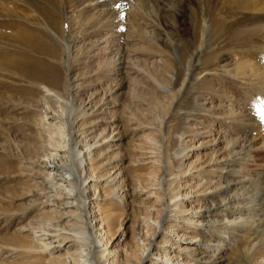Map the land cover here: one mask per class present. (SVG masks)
I'll return each instance as SVG.
<instances>
[{
  "label": "rangeland",
  "instance_id": "rangeland-1",
  "mask_svg": "<svg viewBox=\"0 0 264 264\" xmlns=\"http://www.w3.org/2000/svg\"><path fill=\"white\" fill-rule=\"evenodd\" d=\"M263 26L264 0H0V264L64 237L264 264Z\"/></svg>",
  "mask_w": 264,
  "mask_h": 264
},
{
  "label": "bare ground",
  "instance_id": "bare-ground-1",
  "mask_svg": "<svg viewBox=\"0 0 264 264\" xmlns=\"http://www.w3.org/2000/svg\"><path fill=\"white\" fill-rule=\"evenodd\" d=\"M3 3V2H2ZM256 27V26H255ZM254 27V28H255ZM208 28V27H207ZM259 28V27H258ZM262 28H264V26L262 27ZM206 29V28H205ZM256 29V28H255ZM254 29V30H255ZM251 31H252V29H250ZM257 30V29H256ZM249 31V30H248ZM251 31L249 32V33H251ZM262 30L260 29V32H261ZM254 32H257V31H254ZM241 34V33H240ZM239 34V35H240ZM247 35V31H245V33H244V35ZM242 37H244L243 36V32H242ZM251 35H252V33H251ZM237 36V35H236ZM253 36V35H252ZM237 37H239V36H237ZM241 37V36H240ZM258 44V43H257ZM69 155V154H68ZM48 170V169H47ZM168 207H170V206H168ZM165 210H166V214L165 215H168V214H171V213H173V212H176L177 213V211H171L169 208H165ZM164 214V213H163ZM193 216V215H192ZM195 216H197V215H194V218H195ZM164 219H165V217H164ZM164 219H161V216L159 217V220H157V222L155 223V228L157 227V231H161V229H162V225H163V222H164ZM188 221H189V223H198V221H197V219L196 220H194V219H191V220H189L188 219ZM187 221V222H188ZM183 222V221H182ZM199 223H201V222H199ZM187 225V224H186ZM46 233H48V232H46ZM101 234V233H100ZM99 234V235H100ZM156 235V234H155ZM83 236V235H82ZM104 237V234L102 235H100V238L99 239H101V238H103ZM155 237V236H154ZM73 238V237H72ZM72 238H68V237H64L63 238V240L61 241V244H63V247H64V245H66V244H71V246H78V250L77 251H74V253L73 254H68V255H66L65 256V258L63 259V260H61L60 261V263L61 264H102V262H103V258H104V256H102V255H100V256H96L97 257V259L95 260V257L93 256V254H95V250L96 249H98V246L95 248V249H93V248H89L86 244H83L84 242H77L76 241V238H75V240L73 239L72 240ZM152 238H153V236H152ZM79 241V240H78ZM101 241V240H100ZM103 241V240H102ZM60 244V245H61ZM76 244V245H75ZM83 244V245H82ZM101 244V243H100ZM49 246L51 245V243L50 244H48ZM48 247V246H47ZM103 247H106V246H103ZM61 248V247H60ZM71 248V247H70ZM162 248H164V247H162ZM158 249H159V247L158 246H148L144 251H143V255H142V258H141V261H140V264H143V263H147V262H149V260H151V258L152 257H154L155 255H156V252H158ZM96 254H97V252H96ZM72 258H71V257ZM157 259H158V261H160V263L161 262H172V259L171 258H167V256H161V255H157ZM69 261V262H68ZM180 263V262H179ZM166 264V263H165Z\"/></svg>",
  "mask_w": 264,
  "mask_h": 264
},
{
  "label": "snow or ice",
  "instance_id": "snow-or-ice-1",
  "mask_svg": "<svg viewBox=\"0 0 264 264\" xmlns=\"http://www.w3.org/2000/svg\"><path fill=\"white\" fill-rule=\"evenodd\" d=\"M261 115H264V102H262V105H261Z\"/></svg>",
  "mask_w": 264,
  "mask_h": 264
}]
</instances>
